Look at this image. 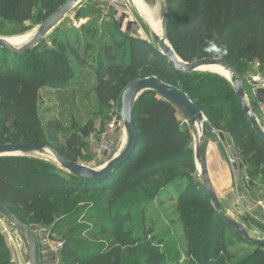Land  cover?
I'll return each instance as SVG.
<instances>
[{
	"label": "trees",
	"instance_id": "16d2710c",
	"mask_svg": "<svg viewBox=\"0 0 264 264\" xmlns=\"http://www.w3.org/2000/svg\"><path fill=\"white\" fill-rule=\"evenodd\" d=\"M66 1L0 0V21L25 26L34 19L38 5L42 8L39 14L50 16ZM168 3V40L183 61L217 59L240 78L248 63L264 61V0H168ZM117 24L114 26L118 27ZM31 30L25 26L21 33ZM109 35L110 40L104 42L98 55L95 73L94 93L101 114L122 98L125 89L140 74L157 77L185 92L204 113L210 121L209 138L211 130L228 133L239 153L241 169L246 170L252 182L263 176L264 142L253 130L232 83L213 74L179 72L169 65L156 45L123 34L120 38ZM40 43L22 53L0 48V145L41 144L79 163L80 139L72 134L63 143V123L50 120L44 124L40 104L42 90H65L78 82L79 74L68 57L80 67H85L86 60L68 41L54 39L57 48L43 50L38 48ZM94 125L91 122L82 131L86 133ZM134 125L137 144L131 157L98 182L82 181L59 164L36 155L0 157V202L28 228L40 225L55 232L75 227L65 238L62 252L65 264H126L123 250L129 247L141 250L144 258L134 264H180L179 255L168 262L169 254L161 251L165 239L150 240L153 230L146 227V221L123 228L140 207L143 210L163 198L177 202L191 257L185 264H230L232 254L225 247L218 219L225 232L257 246L225 223L199 186L193 129L184 124L173 105L155 92H145L136 102ZM97 194L100 196L96 197ZM136 197L139 198L126 204ZM85 201L89 204L84 205ZM188 204L198 205L201 212L187 209ZM200 217L203 222H199ZM90 220L97 225L84 224ZM78 234L91 238L110 236L118 248L111 251L112 246H82L76 242ZM4 242L0 233V254L5 250ZM253 257L242 264H264V256H259L257 262L251 261Z\"/></svg>",
	"mask_w": 264,
	"mask_h": 264
},
{
	"label": "rangeland",
	"instance_id": "374dc122",
	"mask_svg": "<svg viewBox=\"0 0 264 264\" xmlns=\"http://www.w3.org/2000/svg\"><path fill=\"white\" fill-rule=\"evenodd\" d=\"M132 1L134 2L133 4ZM128 3L133 10V14H130L125 6H111L108 0H84L55 30L46 36L38 47L39 50H43L45 48H57L55 47L53 41L54 39L59 38L61 41H68L71 45L77 47L83 58L86 60L85 67H80L75 61H73V58L68 57V61H70L72 67L75 68L79 74L78 82L76 81L72 87L65 90H42L40 113L44 124L50 120H59L63 123V131L61 133L63 143H65L68 137L72 134H76V136H78L82 145V157L79 160V163L89 168H100L106 162L118 155L123 150L127 138L123 123L118 124V126L116 125L112 131L108 128L109 122L113 121V119H119L121 117V98L118 101L113 102L107 109H104L101 114L100 111L102 110L100 109L97 97L94 93V87L97 84V78L95 75L97 59L99 57L98 55L102 52V45L105 41L110 40L109 34H113L117 38L122 37L123 34L125 36L144 39L155 46L153 35H161L162 33L161 22L164 14V8L161 0H128ZM40 11H42V8L38 5L34 19L25 24L26 27H30L32 29L26 34L21 33V30L25 26H15L8 22L3 23L0 21V31L2 33V35L0 34V37L8 39L17 47L24 46L33 38L41 23L49 17V15L47 16L45 13L39 14ZM115 23H118V27L114 26ZM63 53L68 54L66 51ZM241 72H243L241 74H244L241 75L243 77L240 78L243 81L249 74L255 72L264 74V61L262 62L257 60L248 63L246 68L241 70ZM197 74L202 76L206 74H213L227 80L231 84V72L226 71L224 67L221 66L208 67L203 71H198ZM145 78H147L145 74H140L138 80ZM138 80L136 79V81ZM246 90L248 94H250V90L247 85ZM250 105L253 110L256 109L253 98L250 101ZM255 113L257 114V112ZM206 119V124H209V119L207 117ZM91 122L95 123L94 128L90 127L87 129L86 133H84L82 130L85 129V127ZM184 124L186 123L184 122ZM186 126L188 127L187 124ZM192 129L193 135L195 134V138L199 137L200 129L198 127H194ZM211 131L210 137H215V139H217L216 142L222 147L223 157L228 162L229 170L231 171L234 179L233 188L237 190L236 187H240V191L242 188L244 189V186L249 188L250 184L246 181H242L248 174L245 169H241L242 167L239 153L234 146L229 147V140L226 142L224 139V136H228V133L218 132L216 130ZM107 133L108 138H110L108 141L111 145V152L108 156L102 157L98 152L99 140L102 135ZM192 147L195 152L196 145L194 141H192ZM212 150L213 147L209 151V160L213 162V155L216 156V154L215 149L214 151ZM38 158L51 161L52 163L58 165L51 159V156H38ZM222 175L223 173L220 174V176ZM195 176L196 179H198L199 186L202 187V185L205 184V180H203L204 175H202V179H200L195 172ZM220 176L217 180L213 179V182L217 183V186L222 189L227 185H224L223 182H225V180H223V177L220 178ZM205 177L206 176H204V178ZM209 179L211 181V178ZM253 182L254 187L257 189L261 188V190H263L264 173L263 176H259L257 179H254ZM211 186L215 189L213 183H211ZM173 194H177V192L174 191ZM255 194H257V192L254 193V195ZM99 196L100 194L96 195V197ZM225 196V194H222V196L220 195L219 197L223 212L229 218L242 224L241 221L243 220L240 218L241 216L238 215V212L245 214L241 202L239 201L236 204L237 201L235 200L231 205L228 203ZM138 198L129 199L126 201V204H130L133 200H137ZM231 198L233 199L232 196ZM83 204L85 205L89 203L85 201ZM97 206L99 208H103L104 205L98 203ZM187 209L193 210L194 212H201V208L194 204H188ZM142 211H144V215L142 214ZM179 213L177 202L167 198L157 199L151 204H148L143 210L140 207L133 215H131L129 223L124 224L123 228L142 225V221H146V227L153 230V235L150 238L151 241L156 242L157 240H166L164 246L161 247V251L169 254L168 262H171L175 255H179L181 257L180 264H185L191 260V257L188 255L187 241L183 228L184 226L179 218ZM246 215L249 216L248 214ZM254 216L256 218H254ZM254 216L252 221L250 220L252 225L246 224L248 228H245L250 233L252 238L256 240H264V219H260L257 214H254ZM125 218L127 217H122V219ZM188 220L191 222L193 217H190ZM198 220L199 222H203L202 217L198 218ZM217 223L219 225V229L224 234L225 247L228 252L232 254V258L229 261L230 264H242L252 256L254 257L251 261L258 259L259 256H264V249L248 245L244 241L236 238L230 232H225L223 228L224 226L221 224L219 219ZM84 224L88 226H95L97 225V222L90 220L86 221ZM46 228L47 227L39 225L33 226L29 229L33 233L34 237H39L41 236V231ZM74 228L75 227L68 228L65 231H53V240H63L65 242L67 234L73 232ZM0 233L4 237L5 241V250L2 254H0V264H30L26 233L16 227L1 213ZM76 242L85 247L105 246L109 248L112 246L111 251H115L118 248V246L114 245L116 243L110 236H98L97 238H91V236L87 237V235L82 236L81 234H78ZM143 261L144 258L141 250L135 247H129L123 250V262L126 264L140 263ZM254 262H257V260ZM61 264H65L63 258Z\"/></svg>",
	"mask_w": 264,
	"mask_h": 264
},
{
	"label": "water",
	"instance_id": "95a60500",
	"mask_svg": "<svg viewBox=\"0 0 264 264\" xmlns=\"http://www.w3.org/2000/svg\"><path fill=\"white\" fill-rule=\"evenodd\" d=\"M84 0H67L58 10L52 13L38 28L37 32L29 42L22 47H17L6 38L0 37V48L9 49L17 52H25L41 41L46 36L55 30L65 18ZM164 8V14L162 18V33L161 35L154 34L153 40L155 45L159 48L161 54L168 59L169 65L179 72L185 74H191L198 71H203L207 67L220 65L232 72L230 82L233 85L235 94L239 100V103L248 118L253 130L258 137L264 142V130L261 128L258 118L250 108L246 98V90L240 79L239 75L232 69L226 67L220 60L217 59H201L192 63L183 61L175 52L172 45L168 40V20H169V3L168 0H161ZM155 92L160 98L173 105L184 122L191 128L201 125L202 133L199 137H196L195 147V161L197 168V175L202 179V175L206 176L205 184L202 185L204 191L210 198L213 207L217 214L232 227L243 239L247 242L264 248V240H256L251 237L245 226L236 222L235 220L226 216L222 210L221 201L216 190L211 186V181L208 178L206 171V157L202 156V144L209 139L208 137V125L206 124V117L204 113L198 108V106L190 99V97L182 90L165 83L157 77H148L138 80L130 84L122 94L121 98V117L124 129L127 134V142L123 150L114 158L106 162L100 168H89L80 163L71 162L65 159L57 150L51 147H47L41 144H2L0 145V157L4 156H51L59 166L85 182H98L109 175H111L121 164L125 163L132 155L137 144V130L134 125V108L138 98L145 92ZM195 135V134H194ZM0 213L9 221H11L16 227L23 230L27 235L28 240V252L30 264H37V242L30 231V229L22 224L12 214V212L0 202Z\"/></svg>",
	"mask_w": 264,
	"mask_h": 264
},
{
	"label": "built area",
	"instance_id": "2783aa9c",
	"mask_svg": "<svg viewBox=\"0 0 264 264\" xmlns=\"http://www.w3.org/2000/svg\"><path fill=\"white\" fill-rule=\"evenodd\" d=\"M111 6H125L130 14H133V10L129 5L127 0H108ZM242 83L246 90V85L249 87L250 94L246 90V98L249 105V101L254 99L257 109L260 111L262 117L264 118V74L255 72L249 74L242 80ZM257 117V116H256ZM258 118V117H257ZM259 121V120H258ZM118 124H122L119 119H113L109 122L108 128L110 131ZM108 133L100 137L99 140V155L102 157L108 156L111 152V145L108 139ZM231 160V159H230ZM248 184L252 183V180L248 175L243 179ZM249 212L253 215L258 209H264V192L258 200L249 206ZM52 229L46 228L41 231V236L35 237L37 242V264H61L62 262V252L64 248V241H54L52 235Z\"/></svg>",
	"mask_w": 264,
	"mask_h": 264
},
{
	"label": "crops",
	"instance_id": "0c3cea01",
	"mask_svg": "<svg viewBox=\"0 0 264 264\" xmlns=\"http://www.w3.org/2000/svg\"><path fill=\"white\" fill-rule=\"evenodd\" d=\"M133 3L134 2L132 1V4ZM134 27H135V25H134ZM250 101H249V106L252 109V107L250 105ZM254 111L257 112V115L259 117L258 118L259 124H260L261 128L264 130V118L262 117L260 111L257 109V106H256V109L253 110V112ZM255 112H254V114L256 115ZM224 137H225L224 139L226 142L228 140L230 141V143L228 142L229 147H233L232 140H231L230 136L225 135ZM216 140L217 139H215V137H212V138L210 137L207 140V142L205 144L206 147H205L204 153H202V151L204 149V147H203L204 143L202 144L201 154H202V156L206 157V171L208 173V177L211 178V183H213V185L215 186V190L218 193L219 197H220V195L222 196V194H225L226 195L225 198L228 200V203H230L231 205H232V203H234L235 200L237 201L236 204L239 201L241 202L242 208H243L245 214L238 212V215H240L241 216L240 218H242V220H243V221H241L243 226L248 228L247 225L248 224L252 225L251 221H252V218L254 216L251 212H249L248 208L256 200L261 198V196L264 192V189L263 190H261V188L257 189L256 187H254L253 182L250 184L249 188H246L244 186V189H243L241 186L243 191H242V189L240 191V187L239 188L236 187L237 190L233 188L234 179H233L232 173L229 170L228 162L223 157L222 147L216 142ZM193 141L196 145V138L194 135H193ZM212 147H213L212 151H214V149H215V154L217 156V158H216V156L213 155V160H214L213 162L209 160V151ZM222 173H223V175L220 176V174H222ZM219 176H220V178L223 177V180H225V182H223V183H224V185H227V186L223 187L222 189L219 188V186H217V183L213 182L214 181L213 179L217 180L219 178ZM242 181L244 182V180H242ZM256 192H257V194L254 195V193H256ZM231 196L233 197V199L231 198ZM246 214H248L249 216H252V217H249ZM255 214H257L260 217V219H262V220L264 219V209H258L255 212ZM254 218H256V217L254 216Z\"/></svg>",
	"mask_w": 264,
	"mask_h": 264
},
{
	"label": "bare ground",
	"instance_id": "6f19581e",
	"mask_svg": "<svg viewBox=\"0 0 264 264\" xmlns=\"http://www.w3.org/2000/svg\"><path fill=\"white\" fill-rule=\"evenodd\" d=\"M128 1V0H127ZM218 66H220V65H214V66H210V67H218ZM221 67H223V66H221ZM208 68V67H207ZM226 71H229V70H227L226 68H224ZM229 72H231V71H229ZM231 77H232V72H231ZM196 127H198L199 129H200V134L199 135H201V133H202V127H201V125H197ZM126 132V131H125ZM126 137H127V134H126ZM126 142H127V138H126Z\"/></svg>",
	"mask_w": 264,
	"mask_h": 264
}]
</instances>
